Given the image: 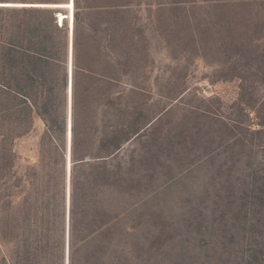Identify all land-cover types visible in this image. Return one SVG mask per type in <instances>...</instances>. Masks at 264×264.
Returning <instances> with one entry per match:
<instances>
[{
  "label": "trees",
  "instance_id": "16d2710c",
  "mask_svg": "<svg viewBox=\"0 0 264 264\" xmlns=\"http://www.w3.org/2000/svg\"><path fill=\"white\" fill-rule=\"evenodd\" d=\"M7 1L22 6L0 7V183L14 180L9 190L15 192L9 198L19 202L13 212H0V264H66L67 242L69 264H155L165 230L157 212H131L138 184L132 157L123 151L138 139L154 148H176L170 136L163 141L157 137L164 111L154 113L145 99L149 94L133 82L150 57L149 39L136 10L142 6L156 10L167 38L179 41L184 32L199 58L213 53L219 79L237 89L228 117L211 108L198 111L197 118L206 123L202 126L196 119L182 130L178 146L184 154L190 147L202 145L199 150L205 152L210 148L197 164L220 163L217 174L225 191L236 197L234 218L242 217L245 247L233 252L230 231L212 225L210 243L197 244L202 253L193 264H264V0H0V4L11 3ZM68 4L73 11L65 13L66 6H60ZM198 9L207 12L202 15ZM70 11L73 41L71 18L58 17L59 13L68 17ZM37 118L44 124L38 157L22 171L15 146L34 131ZM219 141L222 144L214 148ZM220 148H225L223 153ZM259 153L260 158L255 155ZM237 184L243 186L238 195ZM236 202L228 204L229 212L235 211ZM228 215L221 212L222 223ZM219 219L214 220L218 225ZM180 221L186 237L199 225L193 212ZM228 238L231 243L226 245ZM196 239H202L200 232L194 237L197 243ZM209 252L216 260L200 258Z\"/></svg>",
  "mask_w": 264,
  "mask_h": 264
},
{
  "label": "rangeland",
  "instance_id": "374dc122",
  "mask_svg": "<svg viewBox=\"0 0 264 264\" xmlns=\"http://www.w3.org/2000/svg\"><path fill=\"white\" fill-rule=\"evenodd\" d=\"M7 2L11 3L5 6L0 4V7L21 3ZM63 10L65 13L69 12ZM136 10L141 13L139 23L149 39L150 57L147 63H143V72L135 75L133 82L149 94L145 99L152 105L154 113L164 111L157 137L163 141L165 137L170 136V141L175 143L176 149L172 150L171 146L161 148L147 146L142 139L135 140L125 148L123 151L125 156L132 157L134 162V178L138 184L132 197L131 212H157L156 215L160 216L165 235L155 264H193V259L197 261V256L202 253L198 250L200 247L197 244L207 246L210 243L209 227L212 225L219 230L222 228L230 231L228 237L234 238L233 244L229 245L230 248L233 252H241L245 247L242 217L234 218L239 206L236 197L225 191L223 179L217 174L220 163L213 165L204 161L197 164L200 159L206 157V152H210V148L205 152L203 148L199 150L202 145L195 147L197 150L190 147L187 154H184L180 152L182 147L178 146L179 133L182 130L192 125L196 119L197 124L203 126L206 123L205 118H197L198 111L211 108L213 112L228 117L229 104L236 97L237 89L233 84L224 83L219 79V65L213 53L207 52L204 59L199 58L193 41H190L189 37L186 38L184 32L181 33L179 41L177 37L167 38L166 25L158 22L156 10L149 12L145 6L137 7ZM204 12L207 10L197 11L202 15ZM43 125L37 118L34 131L16 143L18 169L25 171L36 162L37 150L44 131ZM221 144L222 141H219L214 148ZM224 150L225 148H220L219 152L223 153ZM153 153L160 156L159 161ZM255 155L260 158L261 154ZM149 157V160L156 159L149 161L147 160ZM238 171L236 167V172ZM3 184L0 183V212H13L19 202V199L9 198L15 192L14 189L9 190L10 187L13 188L14 180L7 185ZM237 187L235 194L238 195L243 186L237 184ZM233 202H236L233 206L235 211L229 212L228 204ZM191 212L198 215L199 225L193 227V235L186 237L183 235L186 226L180 220L183 215ZM221 212L229 214L223 223L219 219ZM218 219L219 225L218 222H214ZM201 226L203 230L200 231L197 227ZM199 232L202 239L199 242L196 239V243L194 237L196 238ZM142 236L143 234L141 239ZM224 241L226 245L231 243L230 238ZM205 257L212 261L216 260L213 252L200 256L203 260ZM219 263L223 264L222 261Z\"/></svg>",
  "mask_w": 264,
  "mask_h": 264
},
{
  "label": "water",
  "instance_id": "95a60500",
  "mask_svg": "<svg viewBox=\"0 0 264 264\" xmlns=\"http://www.w3.org/2000/svg\"><path fill=\"white\" fill-rule=\"evenodd\" d=\"M71 2V0H70ZM62 14V13H59ZM58 14V15H59ZM59 17V16H58ZM71 27H70V40H71ZM73 41V40H71ZM72 52V48L70 46V60H69V69L71 68V53ZM70 75H71V69H70ZM70 95H69V120H68V126L70 129V124H71V80H70ZM69 135V134H68ZM66 159H67V213L70 212V186H71V181H70V161L71 159V152H70V148H68V153L66 155ZM67 229H68V234H67V241H68V235H69V213L67 215ZM69 244L67 242V249H66V264H69Z\"/></svg>",
  "mask_w": 264,
  "mask_h": 264
},
{
  "label": "bare ground",
  "instance_id": "6f19581e",
  "mask_svg": "<svg viewBox=\"0 0 264 264\" xmlns=\"http://www.w3.org/2000/svg\"><path fill=\"white\" fill-rule=\"evenodd\" d=\"M7 6H22V5H18V4L17 5L16 4H8ZM64 6H66L65 9H69V10L73 11V5L72 4H70V5L69 4L68 5H61L60 8H64ZM46 7L59 9V7H57V6H46ZM64 15L59 14V18H61L62 20H68V19L71 18L70 21L69 20L68 21H69V28L71 27V38L73 39L72 24H71V21L72 22L74 21L73 13L71 12V15L69 14L70 15V16H68L69 18L68 17H65L66 15L65 16ZM71 53H72L71 54V61H72L73 60V49H72V52ZM71 75H72V72H71ZM71 75H70V80L73 81V78L71 79ZM69 95H70V92H69ZM72 99H73V96H72V88H71V107H72ZM71 123H72V119H71ZM70 129H71V124H70ZM70 129H69V134H70ZM68 141H69V135H68ZM70 141H71V135H70ZM69 148H70V146H69ZM70 152H71V148H70ZM71 166H72V160L70 161V175H71ZM70 196H71V186H70Z\"/></svg>",
  "mask_w": 264,
  "mask_h": 264
}]
</instances>
